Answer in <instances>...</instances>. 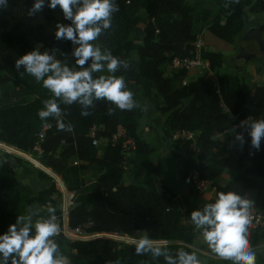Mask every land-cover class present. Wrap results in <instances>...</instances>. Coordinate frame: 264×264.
I'll use <instances>...</instances> for the list:
<instances>
[{"label": "trees", "instance_id": "obj_1", "mask_svg": "<svg viewBox=\"0 0 264 264\" xmlns=\"http://www.w3.org/2000/svg\"><path fill=\"white\" fill-rule=\"evenodd\" d=\"M211 1L217 11L207 29L231 44L241 40L249 14L264 12V0ZM33 2L8 0L7 8L0 9V145L7 148V153L28 161L37 159L41 166L43 163L58 173L68 188L77 190L75 205L69 212L70 227L88 222L85 229L88 234L108 237L71 241L59 236L55 240L62 253L70 264H165L163 257L153 260L150 255H136L134 245L119 239L121 236L133 238L139 230L154 242L166 241L173 254L183 249L195 251L198 256V232L190 221L188 198L177 199L181 188L174 191L167 184L161 190L156 187L155 178L162 172L159 162L153 161L156 148L139 131L146 111L141 107L131 111L116 109L114 115H109L108 108L115 106L98 101L91 115L84 117L78 105H61L66 113L65 123L73 126L70 132L58 131L54 118L41 120L38 116L44 107L43 101L54 97L43 87L42 81H36L23 68L17 71L16 59L36 49L35 44L40 42L41 52L52 51L61 62L74 67L71 53L75 45L55 39L56 25L70 23L64 19L62 11L46 6L42 12L29 16L27 9ZM115 2L119 11L113 14L112 27L94 43L130 63L128 71L122 70L117 75H123L130 87H139L142 99L156 96L158 103L154 110L165 116L163 130L170 146L193 153L194 157L183 158L179 170L183 188H194L192 176L196 172L199 179L210 181L214 187L209 203L215 201L218 193L232 191L263 211L264 142L257 151L245 141L235 160L239 171L225 183L217 180L232 161L226 130L249 116L264 119V84L249 87L245 69L239 66L234 67L232 73L218 75L215 80L203 76L187 79L189 72L171 67L174 57L194 56L192 43L200 29L195 26L197 17L193 14L199 15L197 3L204 0L194 4L186 0ZM139 24L142 37L136 43L132 33ZM258 26L264 31V22ZM200 56L208 62L210 71L223 67L226 60L223 52L208 47L201 50ZM11 88L19 90L23 97L6 103L4 100L9 99ZM132 91L138 103L137 92ZM119 125L135 143L127 160L120 143H111ZM44 126L47 128L40 143L41 163L27 152L33 150ZM93 126L99 143H94L89 135ZM179 129L196 132L195 139H172V134ZM236 131L241 130L236 128ZM161 140L164 141V137ZM9 160L8 154L0 152V234L6 232L22 212L28 213L32 204L43 209L40 218L47 217L49 205L58 213L59 192L52 178L40 170L51 185L33 193L18 176L15 162L21 159H13L12 163ZM76 160L79 162L74 164ZM92 167L97 169L95 176L82 173ZM125 173L130 174L129 182L124 181ZM249 233L250 246L264 240L259 224L253 226L252 222ZM256 264H264V255Z\"/></svg>", "mask_w": 264, "mask_h": 264}, {"label": "clouds", "instance_id": "obj_2", "mask_svg": "<svg viewBox=\"0 0 264 264\" xmlns=\"http://www.w3.org/2000/svg\"><path fill=\"white\" fill-rule=\"evenodd\" d=\"M7 6L8 0H0V9ZM46 6L53 10L59 8L64 19L70 21L56 25L55 39L75 45L71 53L75 66L69 67L54 52H41L38 48L16 59V70L23 68L36 81H42L54 97L43 101L44 107L38 112L40 119L54 118L58 131L70 132L73 126L65 123L66 113L61 105H78L84 117L91 115L98 101L115 106L108 108L109 115H114L116 109L131 111L141 107L124 76L117 75L122 70L128 71L130 63L94 43L112 27L113 14L119 11L115 0H34L27 9L28 15L35 16ZM239 127L243 131L232 128L235 141L243 146L244 132H247L251 147L260 150L264 142V119L248 117ZM252 206L251 200L236 192H220L214 202L192 210L190 221L210 251L220 259L233 264H256L257 254L248 238ZM41 211V208H29L27 215H19L0 234V264H70L54 239L61 232L56 208L49 205L47 217L34 220ZM130 243L136 255H150L153 260L163 257L165 264H200L195 251L179 249L173 254L166 243L154 242L147 235L133 238Z\"/></svg>", "mask_w": 264, "mask_h": 264}, {"label": "rangeland", "instance_id": "obj_3", "mask_svg": "<svg viewBox=\"0 0 264 264\" xmlns=\"http://www.w3.org/2000/svg\"><path fill=\"white\" fill-rule=\"evenodd\" d=\"M194 1H198V0H194ZM204 2H206L210 6H212L214 4L211 0H207V1L204 0ZM193 16L197 17V20L195 21L196 27H198L200 25V23L202 21H204V19H205L204 16H202V17L200 16V13L197 16L195 14H193ZM141 37H142V25L139 24L138 26L135 27V29L132 33V38H133L134 42L138 43L141 41ZM96 42L98 43V40ZM233 45L235 46L234 52L232 53V55H230L228 57L226 55V60H225L224 65L228 66V67L229 66L233 67L234 64H237L240 68L244 69V64L246 61H248V60H246V57L247 56L249 57L252 53H254V45L253 44L249 45V43L247 45H245V46H248V47L250 46L253 48V52L251 54L248 52L246 53V52L242 51L244 49H241L242 44L240 43V41L238 39L235 40ZM208 48L213 49V50H218L217 48H215V46L214 47H208ZM240 51H242V56L238 57V54ZM262 54H261V52L259 54H257L255 56L254 60L258 61V60H260L261 57L264 58ZM193 72H199V70L196 69V70H193ZM101 74H105V73H101ZM97 75H100V74H97ZM190 75H193V73H190L189 76ZM196 75L198 76V73H195V75L193 77H191L190 79L195 78ZM187 79H189V78L187 77ZM1 92H2V89L0 88V94H1ZM9 95H10L9 99H5L4 102H6V103L15 102V101H17L23 97L22 93L19 90H16L13 88H11L9 90ZM136 96L138 99V104L141 105V108L143 110L146 109V110H144V111H146V114L143 115L142 120H141V126L139 127V131L141 132L140 134L144 137V139L150 140L154 145H156L158 152L156 153L155 159H158V162L162 167L161 168L162 173L157 175L155 178L156 187L157 188H161V187L164 188L165 187V184H166L165 177L166 176L170 177L169 180L171 182V186L176 187V182H175L174 178L176 177L178 166L173 164V163L170 164L169 160H167V162H165L164 159L169 158V155H168V153L164 154V155L161 153L162 148L168 150V147L171 144L167 141L168 135L163 130V118L160 116V114L158 112H156L154 110V106L157 105L158 99L156 98V96H152L150 99H147V100L142 99L141 98L142 95L139 91L136 93ZM26 98H28V97H26ZM29 98H30V96H29ZM225 134H228V136L230 138L229 147L232 151V159H231L232 161H231L230 168L228 167L222 173L221 177L219 178V180H218L219 183H225L227 180L232 178L239 171L238 168H236L235 160H236L237 154L239 153L241 145L238 141H235L234 135L232 134V130L230 132L225 133ZM224 136L225 135L221 136L220 138H223ZM163 137H164V141L161 140ZM0 152L8 154L9 159H11V158H13L14 160L16 158L21 159V161L15 162V167L17 168L18 176H19L21 181H23L29 185V187L32 189L33 193H37L40 189H43L44 187H46V186L48 187L51 185V182L48 180V178H46L45 176L42 175V173H40L41 169L39 167H41V165L37 159H32V160L28 161L24 157L7 153L8 150L4 149L1 145H0ZM170 152L173 155L176 154V156H182V158H187L188 156L192 157V155H193V153H190L188 151H185L184 153H175L173 150H171ZM27 153L38 158L40 161L42 159L43 154H42L41 148H33V150L31 152H27ZM193 157H194V155H193ZM96 171H97V169L95 167H92L91 170H84V171H82V173L86 174L88 176H95ZM130 180H131L130 174L125 173L124 181L129 182ZM175 187L173 189L176 190ZM212 192H213V189H211V188H206L203 191L196 189V188L190 189L189 194H188V198L190 201H188V205H189L191 211L194 209H197V208H202L203 205L209 203V200L213 196ZM53 196L56 198L55 193H53ZM182 197L183 196L181 195L177 199L181 200ZM32 208H41V207L36 205V204H32ZM27 214L28 213L22 212L20 215H27ZM39 218H40V215L38 217H35L34 220L39 219ZM263 230H264V224H262V226H261V234H260L261 237L264 239V231ZM83 231H85L87 233V231L85 229ZM142 235H145V232L136 231L134 233L133 238H139ZM88 237L89 238H108V237H103V236H97L96 233L89 234ZM133 238H129L127 236H121L119 239L130 242ZM199 238L201 239L200 236H199ZM157 243H166V241H161V242H157ZM198 245H199V242L197 241V246ZM197 252L199 254L198 255L199 257H200V254L206 255V252L203 253L199 250H197ZM206 256H208V255H206ZM208 258L211 261L216 260V257H214V254L209 255Z\"/></svg>", "mask_w": 264, "mask_h": 264}, {"label": "crops", "instance_id": "obj_4", "mask_svg": "<svg viewBox=\"0 0 264 264\" xmlns=\"http://www.w3.org/2000/svg\"><path fill=\"white\" fill-rule=\"evenodd\" d=\"M186 1L188 3H191V4H194V2H195L194 0H186ZM205 1H207V0H205ZM197 10L200 13L201 17L202 16L205 17L204 21H202L199 25V29H200L199 35L202 37L205 47H214L215 46V48H217L218 50L223 52L225 56L227 55V57H228V56L232 55V53L234 52L235 46L229 42H226V41L214 36L207 29L209 23L211 22V19H212L214 13L217 11L216 6L214 4L212 6H210L206 2L197 3ZM249 15L250 16H249V21H248L247 27L248 26H258L259 24H262L264 22V12H260V13H256V14H249ZM247 27H246V29H247ZM261 36L264 39V31H261ZM240 43H241V40H240ZM248 43H249V45L253 44L249 40H247V41L245 40L243 43H241L242 44L241 49H244L242 51H244L246 53L248 52L251 54L253 52V48L250 46L249 47L245 46ZM261 54L264 57V52H261ZM254 59H255V56L250 58L244 64L245 74L249 80V87L254 86V85L264 84V58L261 57L260 60H258V61H255ZM236 66H238V65L234 64L233 67H231V66L228 67V66L223 65V67L216 69L214 71H210L209 68H205L201 72L190 71L189 73H193V75L188 76V78L190 79L191 77H193L195 75V73H198V76H203V77L207 76V77L215 80L218 75L226 74V73H232L234 71V67H236ZM196 77H197V75H196ZM126 83H127V81H126ZM127 87L131 88L135 92H138V90H139V87H130L128 85V83H127ZM156 112H158V111H156ZM160 116L163 118V123H164V120H165L164 117L165 116H163L161 114H160ZM140 126H141V124H140ZM232 128L233 127L226 130V133L230 132L232 130ZM155 148H156V145H155ZM171 150H173L175 153H184V150H180V149L177 150V149H174L173 147L169 146L168 150L162 148L161 153L163 155L168 153V155H169V158L164 159L165 162H167V160H169L170 164L173 163V164L178 166L176 177L174 178L175 182H176V187L175 186L174 187L175 188H181V189H178L179 191L177 190L178 191L177 196L182 195V196H186L188 198L189 190L192 188H190V187L183 188V185L181 184L180 178H179V170L181 168L183 158H182V156H176V154L173 155L170 152ZM157 152H158V150L156 148V151H155L154 156H153L154 162H158V159H155ZM169 179H170V177H168V176L165 177V181H166L167 186L174 188L173 186H171V182ZM161 189H163V188L161 187L160 190ZM173 190L176 191L175 189H173ZM188 201H190L189 198H188ZM262 224H264V217H262L260 222H259L260 226H262ZM198 234H197L196 242L198 241L199 245H198V248H196V249L203 252V253L206 252V255H208V256L213 254V253H211L208 246L204 243L202 235L201 234L198 235ZM199 236L201 237V239L199 238ZM251 247L253 248V250L257 254L256 262H261L263 259V255H264V241H262L261 243H259L256 246H251ZM206 255L200 254V257L198 256V258L200 260V264H233L232 261L220 259L215 254H214V257H216V260L211 261V260H209L208 256H206Z\"/></svg>", "mask_w": 264, "mask_h": 264}, {"label": "built area", "instance_id": "obj_5", "mask_svg": "<svg viewBox=\"0 0 264 264\" xmlns=\"http://www.w3.org/2000/svg\"><path fill=\"white\" fill-rule=\"evenodd\" d=\"M192 44L194 46V56L189 58L174 57L172 59V64H171L172 68H181L186 70L187 72L198 69L199 72H201L203 69L209 67L208 62L206 60H203L200 56L201 50H203L205 46L203 39L199 34L196 35V39ZM183 83H185V80H183ZM241 121H239L235 125L236 128H240L239 125ZM46 128L47 126H44L39 131L37 135L38 140L36 141L34 148H41L40 143L44 139ZM240 130L243 131V129L241 128ZM89 135L94 138L93 140L94 143H99V140L95 138V126L91 128ZM195 135L196 132L194 131L179 129L172 134L171 138L194 140ZM244 136H245V141L251 143V137L247 134V132H244ZM111 143H120V147L124 154L125 160H127V158L131 155L132 150L135 148L134 140L126 136L125 130L120 125L117 127L116 132L112 135ZM78 162L79 161L76 160L74 161V164H77ZM39 168L52 178L59 192L58 213H57V223L60 225L61 228V232L59 236H62L71 241L78 239H88L89 234L83 230L86 229L90 223L87 222L75 228H72L69 225V212L72 209V207L75 205L78 196L77 190L68 188L64 180L61 178V176L58 173H56L52 168L44 165L43 163L42 166ZM192 182L194 184V188L202 191L209 187L211 189L214 188L213 186H211L210 181L199 179L196 172L193 173ZM250 212L252 215L253 226L258 225L262 218L260 211H258L256 208L252 206ZM57 237H55L54 239H57Z\"/></svg>", "mask_w": 264, "mask_h": 264}, {"label": "water", "instance_id": "obj_6", "mask_svg": "<svg viewBox=\"0 0 264 264\" xmlns=\"http://www.w3.org/2000/svg\"><path fill=\"white\" fill-rule=\"evenodd\" d=\"M244 22L246 24V16H244ZM249 40L254 44V53H252L249 57H246V60H249L250 58L256 56L260 52L264 50L263 47V38L261 36V30L259 29L258 26H248L245 32H243L242 37H241V43L244 41ZM42 44L40 42H37L35 44V48L40 49ZM49 53H53L52 51H49ZM242 56V51L239 52L238 57ZM11 163L13 162V158L9 160ZM261 216L264 217V210L260 212Z\"/></svg>", "mask_w": 264, "mask_h": 264}, {"label": "bare ground", "instance_id": "obj_7", "mask_svg": "<svg viewBox=\"0 0 264 264\" xmlns=\"http://www.w3.org/2000/svg\"><path fill=\"white\" fill-rule=\"evenodd\" d=\"M3 148L7 150V148L3 145Z\"/></svg>", "mask_w": 264, "mask_h": 264}]
</instances>
